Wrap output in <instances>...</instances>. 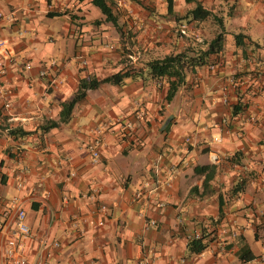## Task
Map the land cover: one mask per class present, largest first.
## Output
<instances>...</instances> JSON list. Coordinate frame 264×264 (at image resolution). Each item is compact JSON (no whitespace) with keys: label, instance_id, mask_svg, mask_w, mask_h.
<instances>
[{"label":"crops","instance_id":"obj_1","mask_svg":"<svg viewBox=\"0 0 264 264\" xmlns=\"http://www.w3.org/2000/svg\"><path fill=\"white\" fill-rule=\"evenodd\" d=\"M115 1L122 30L91 0H0V240L15 227L13 198L24 240H264V0H199L221 17L223 48L168 100L145 61L206 48L217 21L183 18L185 0L170 11ZM129 67L142 71L87 89L68 120L41 130L81 77ZM18 126L33 132L9 133ZM203 164L214 166L205 183ZM188 242L24 241V253L30 264H264V241H209L199 254Z\"/></svg>","mask_w":264,"mask_h":264},{"label":"trees","instance_id":"obj_2","mask_svg":"<svg viewBox=\"0 0 264 264\" xmlns=\"http://www.w3.org/2000/svg\"><path fill=\"white\" fill-rule=\"evenodd\" d=\"M187 3H194L193 7L186 10V13L182 16L183 18L189 17L190 20H203L207 17L214 18L219 26V29L208 42L206 48L200 47L197 44L189 43L184 49L169 52L162 56H155L145 61V69L151 78L160 81L165 80L167 84L166 99H171L176 93L180 85L185 81L186 71L189 67L194 65H202L210 61L213 53L219 52L223 48V40L225 34V28L221 17L214 14L210 9L203 6L199 0H185ZM104 15V19L111 21L119 30H122L119 25V6L115 0H91ZM168 11L172 9L173 0H166ZM182 35V34H181ZM244 34L241 32L235 33L234 38L237 44L241 41V36ZM142 71V68L129 67L125 70H118L103 78H98L94 75L81 77L78 81V86L73 95L62 102L61 109L59 111V117L57 119H49L41 124L40 128L42 131H47L51 127L58 126L61 122H65L69 119L72 109L75 103L85 97L87 89L95 88L100 83L105 81H112L119 83L126 75H136ZM5 127L4 124H0V129ZM33 132V130H25L21 127L10 128L9 133L26 135ZM213 165L203 164L196 167V171H208L205 174L204 183L211 176ZM240 188L239 185L235 189ZM204 235H201L190 240H204ZM210 240V239H206ZM209 241H189L187 243L188 250L191 253L199 254L208 247Z\"/></svg>","mask_w":264,"mask_h":264},{"label":"built area","instance_id":"obj_3","mask_svg":"<svg viewBox=\"0 0 264 264\" xmlns=\"http://www.w3.org/2000/svg\"><path fill=\"white\" fill-rule=\"evenodd\" d=\"M177 30L180 34L184 35V36H189L190 35V31L189 28L187 26V24L185 22H180L179 25H177ZM0 44H2V42H0ZM3 53L7 54V49L3 48ZM3 62L0 59V66H2ZM31 65L29 63H26V67H30ZM213 65H211L212 67ZM46 69H40L39 70V75L40 76H44L46 75ZM50 83L54 84L55 81L53 78L50 79ZM6 107L10 106L9 102H6L4 104ZM128 128H131L130 125L127 126ZM217 140H219L218 138H215ZM98 141V140H96ZM90 153H91V159L92 161L96 162L99 159V148L97 144H94L90 147ZM75 172L73 170L70 171V175H73ZM169 180V177L166 178L165 180H163L164 183H166ZM22 182L18 181V185H21ZM160 180L156 179V181L154 182V188H158V186L160 185ZM140 191L136 192V196L138 197L140 195ZM16 198H13V200L11 201L10 204V209L11 210H15V227L11 230L10 234L6 237V240H24L25 237L30 235V226L28 225V223L25 220L26 217V213L24 211L23 208H20L16 205ZM160 204V202H159ZM102 208H105V205H101ZM149 222L151 224H155V220L154 219H150ZM42 245L44 246L45 243H42ZM54 247H59V243L58 242H54L53 243ZM24 249H25V243L24 241H5L4 246H3V250H2V257H3V264H30L25 253H24Z\"/></svg>","mask_w":264,"mask_h":264}]
</instances>
